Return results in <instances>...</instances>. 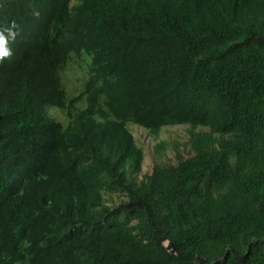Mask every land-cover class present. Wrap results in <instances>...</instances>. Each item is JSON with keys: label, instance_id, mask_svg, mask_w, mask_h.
I'll use <instances>...</instances> for the list:
<instances>
[{"label": "trees", "instance_id": "1", "mask_svg": "<svg viewBox=\"0 0 264 264\" xmlns=\"http://www.w3.org/2000/svg\"><path fill=\"white\" fill-rule=\"evenodd\" d=\"M54 3L43 72L0 57V264H264V0ZM129 123L190 157L140 181Z\"/></svg>", "mask_w": 264, "mask_h": 264}, {"label": "clouds", "instance_id": "2", "mask_svg": "<svg viewBox=\"0 0 264 264\" xmlns=\"http://www.w3.org/2000/svg\"><path fill=\"white\" fill-rule=\"evenodd\" d=\"M15 1H19V0H0V57L7 56L12 58L13 55L16 54V57H19L28 65L36 68L39 72L42 73L43 65L39 62L38 45L42 43L46 35L48 36L53 35L54 27H51V31H50V27L48 24V16L53 23L52 11L55 5L54 0H27L24 5V8H29L28 15L26 19L23 20L22 27L21 28L18 27V29H15L13 25H11L9 22H6L4 20L5 15L3 13L4 9L11 2H15ZM69 72H74L75 74L79 75V78H77V82L79 83L78 85H76L75 91L70 90L69 82L67 80V74ZM62 78H63L62 79L63 85L68 93L69 99L71 100L78 98L87 88H89L88 73L85 74H83L82 72L80 73L79 70H75V66H67L66 70L63 72ZM53 110H57L60 112L62 117L58 119L59 121L64 122L65 117L62 114L61 110L56 108L51 109V111ZM53 117L55 116L53 115ZM129 124H130L129 125L130 129H131V125L138 126L143 128L151 135V133L144 127L134 123H129ZM159 145L160 144H157L155 146L154 149L156 151ZM160 146H162L161 148H164L163 145ZM164 151H161V153L159 154H163ZM142 170H143V165H142Z\"/></svg>", "mask_w": 264, "mask_h": 264}, {"label": "rangeland", "instance_id": "3", "mask_svg": "<svg viewBox=\"0 0 264 264\" xmlns=\"http://www.w3.org/2000/svg\"><path fill=\"white\" fill-rule=\"evenodd\" d=\"M77 78H79L78 74L74 72H69L67 74V80L69 82L70 90L75 91L77 82ZM51 113L60 118L62 115L59 111L53 110ZM132 133L138 143V145L143 148L145 158L143 161V173L139 177L141 181L144 179L145 175L151 174L155 165L162 163H177L176 152L179 149L181 154L188 158L190 157L189 149L186 147V142L189 138V127L178 125L165 127L158 139H155L151 136L147 131L143 128L131 125ZM157 144L165 146V151L163 154H159L154 148Z\"/></svg>", "mask_w": 264, "mask_h": 264}, {"label": "water", "instance_id": "4", "mask_svg": "<svg viewBox=\"0 0 264 264\" xmlns=\"http://www.w3.org/2000/svg\"><path fill=\"white\" fill-rule=\"evenodd\" d=\"M164 245H165L166 249H167L170 253H172V254H175V253H176V249H175L174 245H173L171 242H168V241H167Z\"/></svg>", "mask_w": 264, "mask_h": 264}]
</instances>
